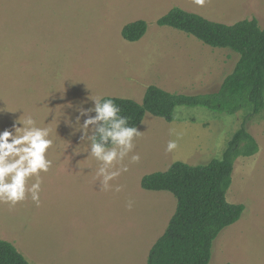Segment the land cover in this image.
Listing matches in <instances>:
<instances>
[{"label": "rangeland", "instance_id": "obj_1", "mask_svg": "<svg viewBox=\"0 0 264 264\" xmlns=\"http://www.w3.org/2000/svg\"><path fill=\"white\" fill-rule=\"evenodd\" d=\"M174 7L225 25L254 18L264 29V0H0V132L31 116L53 140L39 206L30 196L15 207L0 204V240L29 264H146L176 200L142 190L140 179L175 162L220 158L241 127L258 152L236 160L225 197L245 210L214 241L209 264H264V114L252 116L250 106L234 114L179 108L171 123L147 114L123 162L127 172L108 190L88 142L66 123L97 97L141 103L151 86L186 95L217 90L239 56L158 27ZM138 20L147 22L146 34L124 41L122 27ZM170 141L177 147L167 151Z\"/></svg>", "mask_w": 264, "mask_h": 264}, {"label": "trees", "instance_id": "obj_2", "mask_svg": "<svg viewBox=\"0 0 264 264\" xmlns=\"http://www.w3.org/2000/svg\"><path fill=\"white\" fill-rule=\"evenodd\" d=\"M155 22L158 27L184 33L213 49H228L239 58L215 92L186 95L151 86L141 103L103 98L113 100L120 114L128 118L129 126L138 128L147 114L171 123L177 109L190 107L234 114L250 106L252 116L264 114V29L256 19L225 25L174 7ZM146 30L147 22L138 20L122 27L120 35L124 41L136 43ZM257 152L256 141L241 127L227 142L220 158L199 166L175 162L164 172L140 179L142 190L166 192L176 200L175 211L151 246L146 264L210 263L214 241L245 210L244 205L230 204L225 197L234 163ZM0 264L29 263L13 245L0 240Z\"/></svg>", "mask_w": 264, "mask_h": 264}, {"label": "clouds", "instance_id": "obj_3", "mask_svg": "<svg viewBox=\"0 0 264 264\" xmlns=\"http://www.w3.org/2000/svg\"><path fill=\"white\" fill-rule=\"evenodd\" d=\"M205 2L195 0L198 6H203ZM91 101L92 107L77 109L74 123L70 117H66V123L81 134V140L88 142L87 155L99 163L97 176L102 177V187L108 190L110 181L127 172L128 168L123 162L133 153L134 140L140 132L137 127L129 126L128 118L120 114L121 109L112 99L97 97ZM16 124L19 126L14 125L11 131L0 132V204L15 207L30 196L38 207L41 174L48 173L53 164L47 156L53 140L50 129L37 126L31 116ZM176 147V142L170 141L167 151ZM130 160L132 163L139 162V154L131 155ZM33 178L35 182L29 186V180ZM114 190L121 191V186H116ZM131 207L130 201L128 208Z\"/></svg>", "mask_w": 264, "mask_h": 264}, {"label": "crops", "instance_id": "obj_4", "mask_svg": "<svg viewBox=\"0 0 264 264\" xmlns=\"http://www.w3.org/2000/svg\"><path fill=\"white\" fill-rule=\"evenodd\" d=\"M159 194H161V193H159Z\"/></svg>", "mask_w": 264, "mask_h": 264}]
</instances>
